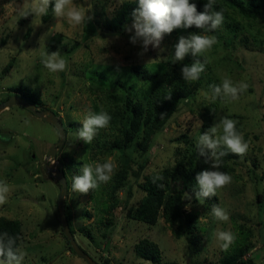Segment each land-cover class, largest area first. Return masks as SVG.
Returning <instances> with one entry per match:
<instances>
[{
	"label": "rangeland",
	"instance_id": "rangeland-1",
	"mask_svg": "<svg viewBox=\"0 0 264 264\" xmlns=\"http://www.w3.org/2000/svg\"><path fill=\"white\" fill-rule=\"evenodd\" d=\"M125 1L73 0L91 19L72 27L66 18L53 15L45 20L32 14L31 20L21 25L25 0H0V104L13 94L32 102L20 90L30 91L40 100L41 109L57 113L67 125V140L57 153L55 163L64 164L69 189L66 204L71 212L75 239L97 263L108 260L110 264H221L225 255L245 242L241 240L239 228L243 226L251 235L252 246L244 259L264 264V10L256 21L235 15L241 27L235 38L228 22H223L215 36L217 43L203 53L208 63L198 95L181 105L146 153L136 145L125 152L99 153L92 149L93 141L86 144L77 137L85 115L89 111L99 113V99L106 91L121 95V88L116 86L120 82L129 86L138 81L139 87L146 84L133 74V66H145L162 76L168 70L172 53L173 39L169 34L160 48L150 45L141 55L142 42L131 44L134 29L131 33L126 30L133 22L126 31L108 28L109 21ZM28 3L30 6L31 0ZM29 31L31 34L27 37ZM56 51L67 62V68L53 73L44 67L42 59L44 53ZM14 57V66L6 73L4 70ZM224 78H230L234 84L248 85L238 100L222 95L214 97L210 86L220 85ZM149 84L147 89L152 86ZM209 108L216 112L212 126L222 117L233 119L249 144L244 156L230 162L232 182L217 190L216 202L207 197L200 202L196 196L193 202L191 198V207L185 210L197 222L192 236L178 237L180 222L172 225L162 216L154 226L131 219L130 210L138 207L145 195L141 188L144 177L172 166L179 146L192 157V146L174 140L185 134L188 142L197 144L198 136L203 133V127H197V123ZM218 134H222V129ZM58 140L59 134L52 124L21 106L0 113V180L10 187L6 203L0 205V217L22 223L19 247L25 253L22 264H87L69 250L63 237L58 213L61 189L44 165ZM109 159L116 164L112 178L126 159L135 170L141 164L145 169L140 179L129 177L127 186L117 193L119 202L104 213L105 191L112 178L87 194L73 192L72 182L74 176L82 174L84 163H103ZM206 170L215 169L210 164ZM182 182H171L170 191L180 190ZM128 190L132 198L127 202ZM259 194L261 201L257 199ZM107 201L110 204L111 197ZM214 204L227 210V222L213 217ZM217 231L235 236L227 249L217 239ZM144 238L158 244L161 250L158 263L137 255L136 245Z\"/></svg>",
	"mask_w": 264,
	"mask_h": 264
},
{
	"label": "trees",
	"instance_id": "trees-1",
	"mask_svg": "<svg viewBox=\"0 0 264 264\" xmlns=\"http://www.w3.org/2000/svg\"><path fill=\"white\" fill-rule=\"evenodd\" d=\"M190 2L195 3L197 10L202 12L207 0H190ZM137 7L138 0L125 1L116 11L114 17L109 21L108 28L113 31H126L125 28L133 22L132 13ZM213 10L223 12L224 22H228V28L233 33V38H235L241 29L239 26L240 23L236 21L235 15L244 20H258L263 15L264 0H215ZM233 15L234 17H232ZM52 16L53 11L50 5L47 10V15L43 17L46 20L50 19ZM31 17L30 14L27 16L22 15L19 23L24 25L25 21L31 20ZM219 29L220 27L217 30L210 31L208 28L196 29L193 27L189 29L173 30V32L169 34L173 40L171 45L172 53L167 72L159 76L151 72V70L145 66L135 65L131 68L133 74H135L137 78L142 79L146 84L139 87L138 81H135L129 86L120 82L116 86L121 88V95L107 91L103 93V96L99 99V112L106 111L111 116V121L107 128L98 131V134L93 140L94 145L92 149L99 153L106 151L125 152L136 145L143 154L146 153L149 148H151L154 138L165 129L170 119L179 111L181 105L187 103V100L195 98L200 91L203 73H201L198 80L187 82L182 78V67L190 65L195 60H199L205 64V69H207L208 60L204 54L196 57L189 54L183 61L173 63L174 45L178 42L180 36L187 37L192 33L217 36ZM30 34L31 32L29 31L27 37L30 36ZM2 44L4 43L2 42ZM15 60L16 58L14 57L9 62L4 70L6 73L13 68ZM149 83H152V86L147 89V86L150 85ZM20 89L21 88H18V90ZM20 91L23 95H29V98L33 100L32 103L38 106L40 105V100L34 96L32 92L25 90ZM13 95H10V97ZM169 96L170 98H167ZM162 113L164 114L163 117L160 115ZM55 114L59 116L57 113ZM215 115V110L211 108L206 110L202 115L203 132L212 126ZM64 127L68 133L67 125H64ZM237 130L239 131L238 127ZM188 141L189 137L185 134L180 135L174 140L176 143H187L193 147L191 158L187 155V150L179 146L176 149V160L172 166L166 168L159 174H152L144 177L141 188L145 195L139 206L130 210L129 217L131 219L149 226H154L162 216L172 225L180 222L176 232L178 237L183 234L189 236L193 235L197 222L193 215L185 210L186 205L190 203L189 200H186L185 192L189 194L193 202H196L194 197L196 191H199V189L195 176L200 171L206 170L211 162L205 163L206 157L199 154V149L196 147V144ZM222 150L227 152L226 148ZM239 157L240 156L228 152L226 156L221 158L219 169L229 174L231 167L230 162ZM138 167V170H135L131 162L126 159L122 168L114 174L110 185L105 191L107 197L103 203L104 208L102 211L104 213L111 211L114 204L119 202L117 193L120 189L127 186L130 176L140 179L145 166L141 164ZM52 180L55 179L52 178ZM180 180L183 181L182 188L175 192H171L169 189L171 182ZM57 184L61 189V185L58 182ZM108 197H111L112 200L110 204L107 201ZM261 197L262 196L259 194L257 197L258 201H261ZM131 198L132 193L128 190L126 201L128 202ZM207 198L209 201L214 200V202H216L215 196ZM66 214L71 231L75 236L76 232L72 227V216L67 204ZM239 228L241 231V240H245V242L232 253L225 255L221 260V264H255L251 258L248 260L244 259L246 251L252 248L251 244H249L251 235L248 231L243 230V226ZM3 233H8L9 236L17 238L16 246H21L23 226L20 221L0 217V234ZM62 234L67 242L69 250L75 254L63 231ZM136 253L140 258L154 263H158L161 259V250L158 244L147 238L142 239L136 245ZM101 264L110 263L106 260Z\"/></svg>",
	"mask_w": 264,
	"mask_h": 264
},
{
	"label": "clouds",
	"instance_id": "clouds-1",
	"mask_svg": "<svg viewBox=\"0 0 264 264\" xmlns=\"http://www.w3.org/2000/svg\"><path fill=\"white\" fill-rule=\"evenodd\" d=\"M215 0H207L204 10L198 11L195 3L190 0H138V7L133 11V24L126 30L134 34L130 36V43L136 45L142 42L143 55L149 46L160 48L165 35L171 34L175 29H196L208 28L210 31L217 30L224 22L222 11H215ZM52 6L53 15L56 18H66L72 27H77L91 17L81 8L77 7L73 0H25L21 13L24 16L32 14L34 16L47 15L49 6ZM26 10V11H25ZM118 38V36H117ZM217 43L215 36L192 33L187 37L180 36L174 45L173 63L183 61L191 54L193 57L209 51ZM164 51V49H161ZM42 63L50 72H62L67 68V62L61 57L59 51L43 54ZM205 71V64L195 60L190 65L182 67V78L184 81L192 82L200 78ZM213 95L228 97L231 100H238L239 94L246 91L248 85L244 82L234 84L230 78H224L220 85H211ZM167 98H170L167 97ZM161 117L164 114H160ZM111 116L106 111L99 113L89 111L77 131V137L86 144H91L98 131L109 126ZM203 121L197 123V127L202 126ZM237 121L222 117L218 123L214 124L198 136L196 147L199 154L205 156V163L211 162V167L215 170H203L196 174L195 180L199 191L195 196L198 201L206 197L215 196L218 189H222L232 182V177L224 171L218 170L221 165V158L228 152L236 156H244L249 144L244 136L237 130ZM222 129V134L218 130ZM227 149V152L222 150ZM210 153V155H209ZM56 161L52 162V165ZM116 164L111 160L103 163H84L81 168V175L73 177L72 191L87 194L90 190H95L101 183L111 180ZM10 187L6 181L0 180V205L7 201V194ZM186 200L191 197L185 192ZM191 204L186 205L190 208ZM212 215L218 221L227 222L229 214L226 209L214 204ZM216 237L222 242V247L227 249L235 240L231 232L217 231ZM15 237L8 233L0 234V264H22L25 253L16 246Z\"/></svg>",
	"mask_w": 264,
	"mask_h": 264
},
{
	"label": "water",
	"instance_id": "water-1",
	"mask_svg": "<svg viewBox=\"0 0 264 264\" xmlns=\"http://www.w3.org/2000/svg\"><path fill=\"white\" fill-rule=\"evenodd\" d=\"M13 106H21L27 109L44 122L52 124L58 131L59 140L53 145L50 152L46 156L44 160V165L47 173L51 175L61 185V192L58 200V213L60 218V225L65 237L69 241L75 254L79 256L82 260H84L87 264H99L81 248V246L76 241L74 234L71 231L66 214V197L68 195L69 189L67 177L64 172V164L61 162H57L52 165L53 161H57V153L64 147L67 140V132L65 130L63 121L53 111L43 110L38 105L28 100H25L19 95H13L8 100L2 102L0 104V113Z\"/></svg>",
	"mask_w": 264,
	"mask_h": 264
},
{
	"label": "flooded vegetation",
	"instance_id": "flooded-vegetation-1",
	"mask_svg": "<svg viewBox=\"0 0 264 264\" xmlns=\"http://www.w3.org/2000/svg\"><path fill=\"white\" fill-rule=\"evenodd\" d=\"M16 95H18V94H16ZM6 101V100H5Z\"/></svg>",
	"mask_w": 264,
	"mask_h": 264
}]
</instances>
